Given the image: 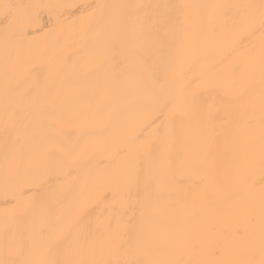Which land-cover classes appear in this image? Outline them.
Segmentation results:
<instances>
[{
  "label": "snow or ice",
  "instance_id": "1",
  "mask_svg": "<svg viewBox=\"0 0 264 264\" xmlns=\"http://www.w3.org/2000/svg\"><path fill=\"white\" fill-rule=\"evenodd\" d=\"M41 7L67 6L2 5L0 117L6 135L16 133L5 159L17 175L38 168L63 183L22 209L20 222L6 218L0 264H264V0L84 5L82 47L21 67L9 43L47 27L31 11ZM257 31V53L237 41L211 66L223 76L208 79L206 48ZM76 126L79 136L68 130ZM101 134L125 161L110 181L122 187L97 188L86 145L106 150ZM22 141L27 159L8 150ZM90 191L94 201L81 203Z\"/></svg>",
  "mask_w": 264,
  "mask_h": 264
},
{
  "label": "bare ground",
  "instance_id": "2",
  "mask_svg": "<svg viewBox=\"0 0 264 264\" xmlns=\"http://www.w3.org/2000/svg\"><path fill=\"white\" fill-rule=\"evenodd\" d=\"M4 3L23 4V5H66L67 7H41L32 9L31 11L38 12L40 23L46 25L43 31L30 29L33 35L27 41L22 43H9V54L17 59L21 67H35L42 66L49 61L56 59L66 53H70L75 49L83 46L88 37L84 34L80 23V16L84 9L81 6L98 3L110 4H155V3H170V4H238V3H254L259 4L260 0H0V85H2V69L5 56V38H4V23H3V8ZM133 10H129L131 13ZM60 23L56 31L51 35H45L49 28ZM135 20V16L130 14V22ZM237 41H242V50L257 53L261 44L260 33L257 31L256 35L249 37L244 33H236L229 35L222 41H219L204 50V71L208 79L222 77V67L213 69L211 66L215 65L217 61L228 56V52L235 45ZM179 54V52H178ZM185 61L189 60L187 54L184 57ZM163 119V117H161ZM159 123V121L157 122ZM99 125L90 123L86 128H98ZM76 136L81 135L85 130L79 126L68 129ZM15 132L6 135L2 117H0V235H2L3 225L6 218L9 222H20L23 217L20 215L21 210L28 207L33 202L38 203L42 196L50 191L52 187H56L63 183V177L56 175L49 178L43 170L38 168H31L27 171L16 174L12 170L11 160L5 159V141L9 137L14 139ZM120 139H124L121 137ZM96 140L101 144H106L107 149L98 151L96 144H88L86 148L89 152V167H93V175L97 179V188L111 190L116 184L110 182L117 178L122 170L125 168V161L113 156L116 150V143L105 138L102 134L96 137ZM9 152H16L22 155L25 159L30 156V146L26 142L20 144L8 145ZM102 162V163H100ZM186 175H194L193 169H183ZM50 179V183H49ZM255 187L252 189V194L258 196L260 184L259 172L254 176ZM75 190L70 189L66 194V207L71 210L73 205V198ZM95 192H88L85 194L81 203H90L94 201ZM91 206V205H90ZM99 210L93 212L90 217L92 226H97V216ZM129 215L131 213L129 212Z\"/></svg>",
  "mask_w": 264,
  "mask_h": 264
}]
</instances>
